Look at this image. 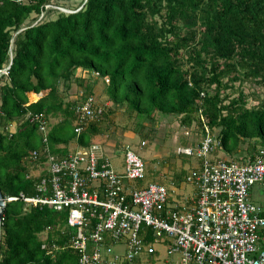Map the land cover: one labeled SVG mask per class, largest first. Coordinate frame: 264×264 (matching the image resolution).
<instances>
[{
	"label": "trees",
	"instance_id": "obj_1",
	"mask_svg": "<svg viewBox=\"0 0 264 264\" xmlns=\"http://www.w3.org/2000/svg\"><path fill=\"white\" fill-rule=\"evenodd\" d=\"M68 1L0 0V69L10 65L0 72L4 197L35 196L47 174L37 175L31 159L45 145L37 116L48 119L54 154L67 153L71 140L87 146L100 133L107 107L80 134L74 124L73 107L95 94L93 71L109 78L110 103L125 107L138 128L157 113L177 114L186 136L194 134L185 145L200 143L205 120L218 142L214 155L252 159L264 146V95L249 106L242 88L253 83L264 94V0ZM73 85L80 95L66 99ZM29 92L41 96L30 102ZM53 116L60 119L51 125ZM186 175L178 181L188 182ZM67 219L66 210L47 204L6 201L0 264H79L67 246Z\"/></svg>",
	"mask_w": 264,
	"mask_h": 264
},
{
	"label": "built area",
	"instance_id": "obj_2",
	"mask_svg": "<svg viewBox=\"0 0 264 264\" xmlns=\"http://www.w3.org/2000/svg\"><path fill=\"white\" fill-rule=\"evenodd\" d=\"M9 68L6 65L0 72L8 74ZM92 76L109 82L99 71ZM108 105L92 95L77 102L75 132L99 121ZM37 118L45 145L31 159L39 169L37 175L45 169L47 174L37 182L35 196L21 193L5 199L22 198L29 204L66 210L73 228L67 246L77 251L79 264H141V256L153 255L160 242L169 254L180 253L177 264H264V208L250 198L251 187L264 181V146L246 161L210 158L218 142L202 120L200 143L178 147V153L202 159L185 177L196 186V193L173 204L164 183H142L146 162L129 144L123 171L113 167L95 140L54 154L48 144V119L44 114ZM42 155L44 165L39 162ZM120 242L125 248L115 252L112 246Z\"/></svg>",
	"mask_w": 264,
	"mask_h": 264
},
{
	"label": "rangeland",
	"instance_id": "obj_3",
	"mask_svg": "<svg viewBox=\"0 0 264 264\" xmlns=\"http://www.w3.org/2000/svg\"><path fill=\"white\" fill-rule=\"evenodd\" d=\"M68 1V0H67ZM80 0H69L68 4H77ZM81 69V68H79ZM78 74H82L79 70ZM76 85L65 95L68 98H77L80 93ZM243 90L248 95V105L257 104L261 97L263 87L253 83L246 82ZM106 86L103 80L98 79L95 85L94 97L98 102H109V112L101 124V131L93 137L103 148L104 154L110 159L111 164L119 171L125 168V146L129 144L131 148L140 155L146 162L147 175L142 181L148 184L151 181L162 182L168 189V201L173 204L183 202L186 196L196 193V186L191 182L178 181L179 177H183L186 172L199 164V158L196 155H185L178 153V147L189 144L193 139L186 136L185 131L188 129L181 122V116L177 114H161L157 113L155 119L148 120L145 126L138 128L135 116L128 114L125 107L117 106L110 103L106 95ZM69 95V96H68ZM32 96V94H31ZM40 94L33 97L38 98ZM59 117H49L51 125L55 123ZM192 132V131H191ZM142 139L147 144L142 146ZM75 140H71L68 144V151L75 146ZM65 144L59 145L61 147ZM248 143L244 144L245 148ZM223 157L227 158L221 150L218 154H211L210 158ZM44 160V159H43ZM44 165L45 163H41ZM38 173V171H36ZM137 184V181H134ZM250 198L257 205L264 208V181L255 183L250 190ZM264 243V240H263ZM115 252H122L125 244L120 242L113 246ZM157 251L153 255L143 254L141 256V264H177L180 260V253L175 252L169 254L165 243H155Z\"/></svg>",
	"mask_w": 264,
	"mask_h": 264
},
{
	"label": "water",
	"instance_id": "obj_4",
	"mask_svg": "<svg viewBox=\"0 0 264 264\" xmlns=\"http://www.w3.org/2000/svg\"><path fill=\"white\" fill-rule=\"evenodd\" d=\"M5 206H6V199L0 187V233H1V222L3 218V212H4Z\"/></svg>",
	"mask_w": 264,
	"mask_h": 264
},
{
	"label": "crops",
	"instance_id": "obj_5",
	"mask_svg": "<svg viewBox=\"0 0 264 264\" xmlns=\"http://www.w3.org/2000/svg\"><path fill=\"white\" fill-rule=\"evenodd\" d=\"M31 94H32V96H31ZM37 94H40V96H41V93H37V92H29L28 93V95H29V101L31 102V101H36L38 98H36V97H33L34 95H37ZM186 133H187V131H185ZM77 145V142H75V146ZM74 146V147H75ZM217 153V152H216ZM218 154V153H217ZM249 159V157L248 156H241L240 157V160L239 161H246V160H248Z\"/></svg>",
	"mask_w": 264,
	"mask_h": 264
}]
</instances>
